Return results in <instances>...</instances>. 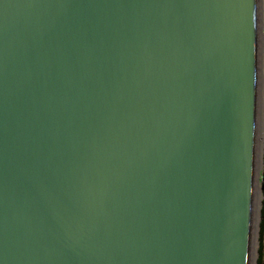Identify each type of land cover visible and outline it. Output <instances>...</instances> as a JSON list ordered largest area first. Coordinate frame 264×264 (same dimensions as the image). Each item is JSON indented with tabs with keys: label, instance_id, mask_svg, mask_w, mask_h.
Here are the masks:
<instances>
[{
	"label": "water",
	"instance_id": "water-1",
	"mask_svg": "<svg viewBox=\"0 0 264 264\" xmlns=\"http://www.w3.org/2000/svg\"><path fill=\"white\" fill-rule=\"evenodd\" d=\"M258 62L259 0H0V264H250Z\"/></svg>",
	"mask_w": 264,
	"mask_h": 264
},
{
	"label": "rangeland",
	"instance_id": "rangeland-1",
	"mask_svg": "<svg viewBox=\"0 0 264 264\" xmlns=\"http://www.w3.org/2000/svg\"><path fill=\"white\" fill-rule=\"evenodd\" d=\"M259 102H258V145L264 146V0H259ZM259 147V146H258ZM258 150H261L258 148ZM263 167L262 159L256 163V172L258 173ZM255 189L254 196V221L252 232L251 245V260L250 264H264V230L262 231V224L264 222V194L260 189L259 183Z\"/></svg>",
	"mask_w": 264,
	"mask_h": 264
},
{
	"label": "built area",
	"instance_id": "built-area-1",
	"mask_svg": "<svg viewBox=\"0 0 264 264\" xmlns=\"http://www.w3.org/2000/svg\"><path fill=\"white\" fill-rule=\"evenodd\" d=\"M257 183H259L260 189L264 187V167H262L261 170L257 173Z\"/></svg>",
	"mask_w": 264,
	"mask_h": 264
},
{
	"label": "trees",
	"instance_id": "trees-1",
	"mask_svg": "<svg viewBox=\"0 0 264 264\" xmlns=\"http://www.w3.org/2000/svg\"><path fill=\"white\" fill-rule=\"evenodd\" d=\"M263 167H264V146H263ZM262 191H263V194H264V187L262 188ZM263 213H264V210H263ZM262 231L264 230V222L262 224Z\"/></svg>",
	"mask_w": 264,
	"mask_h": 264
},
{
	"label": "bare ground",
	"instance_id": "bare-ground-1",
	"mask_svg": "<svg viewBox=\"0 0 264 264\" xmlns=\"http://www.w3.org/2000/svg\"><path fill=\"white\" fill-rule=\"evenodd\" d=\"M260 139H261V140H263L264 138H262V136H261V137H260ZM258 146H259L258 148L260 149V148H261V146H260V145H258ZM259 152H260V150H259ZM259 152H258V158H257V162H258V160L260 159Z\"/></svg>",
	"mask_w": 264,
	"mask_h": 264
}]
</instances>
